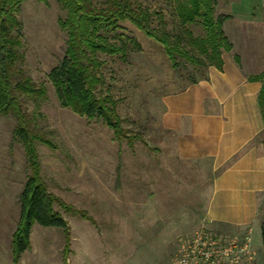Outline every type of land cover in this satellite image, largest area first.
I'll return each instance as SVG.
<instances>
[{
  "label": "rangeland",
  "instance_id": "1",
  "mask_svg": "<svg viewBox=\"0 0 264 264\" xmlns=\"http://www.w3.org/2000/svg\"><path fill=\"white\" fill-rule=\"evenodd\" d=\"M103 4L106 0H93ZM152 13V28L168 33L201 56L191 38L204 34L198 24L182 25L179 0H130ZM216 0L215 14L239 17L250 11V0ZM254 1V0H252ZM66 12L55 1L28 0L17 19L22 25L20 67L45 96L23 98L22 108L34 116L51 145L37 143L39 171L48 191L91 220L55 206L69 225V238L57 228L33 225L30 248L16 262L12 239L20 221V195L32 174L26 150L14 136L13 115L0 117V264H170L179 240L203 229L214 173L209 161L181 159L175 136L164 127V99L184 89L205 69L182 60L173 69L161 44L129 22L109 37L129 49L126 60L99 54L104 62L103 92L116 101L123 134L61 105L49 74L63 58L67 35L59 22ZM240 22L224 27L230 42L241 44ZM235 35V36H234ZM260 37L256 67L263 64ZM203 57V56H201ZM252 64L245 60L246 69ZM260 136L256 141L262 140ZM225 236H234L228 232Z\"/></svg>",
  "mask_w": 264,
  "mask_h": 264
},
{
  "label": "trees",
  "instance_id": "2",
  "mask_svg": "<svg viewBox=\"0 0 264 264\" xmlns=\"http://www.w3.org/2000/svg\"><path fill=\"white\" fill-rule=\"evenodd\" d=\"M26 1L0 0V117L13 115L16 119L14 136L22 142L32 171L20 195V221L12 239L16 262L30 248L31 228L35 224L62 229L66 239L69 238L68 222L55 206L91 220L85 212L74 210L51 194L40 176L36 144L51 145V142L38 129L35 117L22 108L23 98L39 99L46 92L44 87H37L20 67L24 54L20 52L22 25L17 14ZM37 1L47 3L49 0ZM55 1L66 12L59 25L67 35L64 56L49 74L56 95L62 106L69 107L80 116L103 122L117 136L124 131L116 112V101L109 93L103 92L106 82L100 70L104 62L98 55L126 60L129 49L109 37L122 22L131 23L161 44L175 70L182 65L180 60L198 67L214 66L222 70L223 53L233 48L224 30L225 23L232 16H216V0H179L176 7V15L182 25L198 24L202 27L203 36L191 38V45L203 57L183 47L180 37L174 41L164 29L152 28V13L146 8L135 7L130 0H106L100 5L93 0ZM235 61L240 62L237 55ZM257 79L262 83L258 105L264 124V74ZM261 237L264 245V208Z\"/></svg>",
  "mask_w": 264,
  "mask_h": 264
},
{
  "label": "crops",
  "instance_id": "3",
  "mask_svg": "<svg viewBox=\"0 0 264 264\" xmlns=\"http://www.w3.org/2000/svg\"><path fill=\"white\" fill-rule=\"evenodd\" d=\"M240 2L233 0L229 7ZM249 8L242 17L230 9L232 18L224 26L240 22L244 41L231 42L232 50L223 53L222 70L208 67L184 89L165 96L163 123L175 136L181 159L211 163L207 226L249 237L255 255L245 264H264V138L256 141L264 137L258 105L262 83L257 79L264 74V60L261 67L255 66L260 37L264 52V0H250ZM246 59L253 67L246 69Z\"/></svg>",
  "mask_w": 264,
  "mask_h": 264
},
{
  "label": "built area",
  "instance_id": "4",
  "mask_svg": "<svg viewBox=\"0 0 264 264\" xmlns=\"http://www.w3.org/2000/svg\"><path fill=\"white\" fill-rule=\"evenodd\" d=\"M249 237L225 236L199 230L179 240L170 264H245L253 261Z\"/></svg>",
  "mask_w": 264,
  "mask_h": 264
}]
</instances>
